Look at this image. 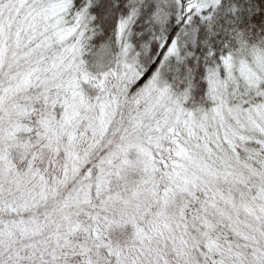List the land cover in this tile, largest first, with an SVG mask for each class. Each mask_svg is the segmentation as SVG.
I'll return each instance as SVG.
<instances>
[{
    "label": "snow or ice",
    "instance_id": "1",
    "mask_svg": "<svg viewBox=\"0 0 264 264\" xmlns=\"http://www.w3.org/2000/svg\"><path fill=\"white\" fill-rule=\"evenodd\" d=\"M0 264H264V0H0Z\"/></svg>",
    "mask_w": 264,
    "mask_h": 264
}]
</instances>
